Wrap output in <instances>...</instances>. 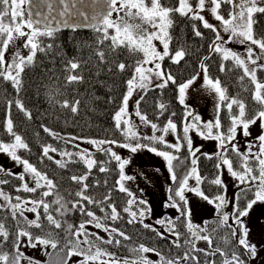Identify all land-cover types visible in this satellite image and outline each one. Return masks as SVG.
I'll list each match as a JSON object with an SVG mask.
<instances>
[{"label":"snow or ice","instance_id":"6c2138e0","mask_svg":"<svg viewBox=\"0 0 264 264\" xmlns=\"http://www.w3.org/2000/svg\"><path fill=\"white\" fill-rule=\"evenodd\" d=\"M177 2L178 6L171 7L162 4L161 0H150V4L146 3V0H103L105 10L97 16L90 15L88 9L99 4L100 0H41L46 8V13L37 11L35 14L32 11L34 0H0V79L11 82L17 93L23 87L22 74L25 69L36 66L37 53L47 54L52 50L53 45L42 43L40 38L53 37L61 25L78 27L76 24L69 23V19L73 15L84 21L98 19L101 26L96 27L95 30L102 35L97 40V45H103L105 41H110L106 48H97L93 53L96 57L95 63L92 64L94 76L98 77L102 72L114 76L115 73H123L126 70V64L117 58L119 56L118 49L123 48L130 54L139 53L142 56L131 66L132 76L125 81L126 92L122 97L121 106L113 116L114 127L122 132L126 142L121 143L115 139L84 141L93 145L96 151L104 153L107 157L106 160L97 161L91 150L80 149L79 145L75 146L78 149L75 153L60 150L51 144L42 145L40 163L47 159L59 169L70 172V164L82 163L84 165L83 173L71 172L68 176L72 184L78 185L75 190L61 191L60 177H50L47 171L38 169L35 164L18 154L20 150L30 152L31 149L24 137L14 131L10 115L12 101L8 102L9 114L6 118L5 133L11 139L8 142L0 140V153L7 155L15 165L21 166L22 171L15 173L11 169H4L3 166H0V173L21 182L15 188L16 192L39 193V195L28 198L20 195L12 196L0 187V213H7L5 216H0V264H22L24 260H28L29 264H39L34 258L26 256L21 251L22 247L35 249L38 246L49 258H51L52 252H56L59 247L57 255L64 254L61 256L60 264H69L73 256L81 258L77 264H181V261L200 264L199 256L194 253L202 254L206 258L205 264H217L216 256L220 257V264H250L251 261L258 258L260 249L249 240V229L245 226L243 217L248 216L249 210L257 202H264V81L257 75L258 72H264V63H262L264 61V35L257 34L255 30V25L258 23L256 15L264 14V0H195V6L190 0H177ZM26 4L28 8L23 7ZM117 5L119 6L117 7ZM223 5L229 6L227 16L221 12ZM205 10L209 12L212 19L219 22V26L205 18V15L202 14ZM26 12L27 17L25 16ZM113 12H123L124 16L113 20L111 19ZM173 13L193 22L199 21L200 26L213 33L209 51L219 55V71L226 73V71L240 69L238 83L241 92H248L251 87L252 103L258 106L251 111V114H249L248 104L239 92L232 96L228 95L227 87L222 85L219 77L213 78L208 74L209 66L205 61L211 58L210 55L204 56L200 61L198 65L200 71L178 85L172 72L162 68L165 58H169L171 63L179 65L188 55L180 40H177L178 47L175 51L170 49L173 37L169 29L174 23ZM36 15L39 18H35ZM54 21L55 27L53 26ZM149 28L152 30L149 31ZM109 29L112 30L111 35ZM192 30L194 36L203 39V33L196 23L192 24ZM222 33L227 34L228 38L225 39ZM22 38L23 43L20 47L27 49L28 54L23 55L19 48H15L10 58L6 60V53L10 46L15 45L16 41ZM154 41L160 42L162 51L157 49ZM233 42L244 46L243 53L226 46ZM227 62L231 63L226 68ZM90 63L92 62L69 60L66 66L68 75L64 78L63 86L84 82L83 70L88 69ZM77 69H81V71L77 72ZM201 75L203 87L216 97V115L213 120L204 121L199 114H194L185 103L187 90L201 79ZM153 78L159 83L153 85ZM50 79L58 80L59 78L55 73H52ZM245 80H247V84L244 83ZM169 83L177 85L178 102L185 109L179 128L172 119L176 115L175 112H172L166 124L160 127L157 123L149 121L147 115L142 114L139 110L148 91L154 88L162 90ZM60 87L61 85L55 87V94L50 95V100L62 109H68L73 114L78 113L80 99H73L71 102L67 99L63 101L55 99V96L61 94ZM137 90L141 95L135 101L134 114L139 117L142 123L150 125L153 130L151 136H141L130 122L129 100ZM15 103L25 118L31 120L32 113L25 108L24 104L19 100ZM157 107L159 115H163L167 110V105L163 102L159 103ZM221 111H225L227 114V127L221 122ZM258 121L261 134L256 137L255 143L248 141L245 145L246 150L241 152L238 144L234 142L237 135L251 136L250 128ZM41 127L53 139H64L50 128ZM156 132H159L160 135H156ZM170 132L174 134L175 143L166 140V136ZM192 133L202 139L218 141L217 151L202 153V146H194ZM75 139L83 138L71 137L65 142L71 143ZM141 141H148V143ZM257 144L258 150L254 152L253 148ZM157 145L161 147L158 148ZM112 146L127 149L131 154L148 150L166 161L170 180L177 187L175 190L171 186L167 189L168 197L165 207L175 208L179 215L176 220L162 217L155 223L165 226L167 234L174 237L170 241L174 247H184L182 255L168 258L158 249L140 244L128 249L133 253L132 259L121 260L116 257L115 253L101 247V245L113 244L120 246L121 238L124 241L131 240L124 230L106 223V221L116 222L123 219L121 212L128 214L127 224L139 223L144 229L156 233L159 239L166 238L165 232L144 222L151 213V207L146 200L138 198L125 186V181L135 180V176L125 173V167L130 163V159L122 157L113 150ZM182 150L187 151L191 168L181 179H178L174 161L183 163L177 155ZM229 151L239 158L237 168H234L232 159L227 155ZM197 153L203 155L205 159L216 158L218 160L215 166L218 175L210 183L221 191L214 198H210L200 188L204 178L199 174ZM56 156L61 158L56 159ZM112 161L116 162L118 169L115 190L127 196L126 205L122 210H118L113 201L112 189L99 198L89 194L90 187L100 188L102 183L104 186L108 183L107 180L101 182L94 178L90 186L88 180L92 176L93 168H97L100 173H107L110 171L107 165ZM225 168L236 180V187L239 188L235 201L232 202L233 212L231 214L223 211L230 203L226 196L227 185L222 179ZM26 176L28 179L25 178ZM190 179H195V187H189ZM8 183V179L0 178V186ZM186 191L195 192L205 201L214 205L217 219L214 221L211 231L208 229L209 221H205L203 227L191 222V213L187 207L188 201L185 196ZM248 192L253 193V198L248 199L245 206L241 208L239 204L241 196ZM90 206L98 209L102 215L98 216ZM133 206H135V210H133ZM25 213H32L34 217L29 219ZM72 214H79L87 219L78 224L70 223L67 217ZM9 216L15 228L13 232H10L6 226ZM230 217L231 223H229ZM181 218L185 220L187 232L183 245L181 244V233L176 230V221ZM90 225L107 233L109 238L104 239L98 233L89 232L88 226ZM32 229L39 231L34 233ZM220 229H226V231L224 235L217 237L215 233ZM60 231L64 236L62 245L58 239ZM10 235L12 237L11 254L3 251L4 245L9 242ZM214 239H219L220 243L213 246ZM201 240L207 243V248L197 247V243ZM233 240H235L234 246L232 245ZM49 248L52 252L48 251ZM149 253L155 254L159 259L151 260L147 255Z\"/></svg>","mask_w":264,"mask_h":264},{"label":"trees","instance_id":"16d2710c","mask_svg":"<svg viewBox=\"0 0 264 264\" xmlns=\"http://www.w3.org/2000/svg\"><path fill=\"white\" fill-rule=\"evenodd\" d=\"M167 6H178L177 0H170V4H167ZM224 7L227 8V5H224ZM225 8L222 9V11H225ZM172 19L174 23L169 29V32L173 37L170 49L175 51L178 47L177 40H180L183 43L188 55H186L185 59L182 60L179 65L173 64L169 58H165V60L162 62V68L165 71L172 72V74L176 77L178 85L200 71L198 67L200 61L204 56L210 55L211 58L208 61H205V63H207L209 66L208 74L213 78L219 77L222 85L227 87L228 95L232 96L239 92L242 98H244L248 104L249 114H251V111L258 107L252 103L251 87H249L248 92H241L238 83V76L241 74L240 69H233L230 72L226 71V73H221L219 71L220 57L218 54L210 53L209 51V44L213 38V33L210 30L204 29L202 26H200L199 21L193 22L186 17H182L175 13H173ZM256 19L258 23L255 25V30L257 34L264 35V14H257ZM193 23H196V25L200 27V30L203 33V39L194 36L192 30ZM109 34H112V30L110 29ZM101 35L102 34L97 32L95 29L91 32H83L79 30H61L55 32L51 38L41 37L40 40L42 43H50L53 45L52 50L47 54L39 52L37 53L35 58L37 62L36 66L32 68H26L25 72L22 74L23 87L21 88L20 92H16L11 82L0 79V140L8 142L11 139V137L5 133V124L6 118L9 114L8 102L12 101L10 115L11 119L13 120L14 131L24 137V139L29 143V147L31 149L30 152L20 150L18 154L28 159L31 163L35 164L38 169L47 171L50 177H60L61 191H71L78 188V185H74L70 182L68 176L71 174V172H75L76 174L83 173L85 171V167L82 163L70 164V172L68 170L59 169L54 163H52V161L47 159H45L43 163H40L39 158L41 155L42 145L51 144L60 150H67L75 153L78 151L75 146L77 144H83L85 143V140L89 139H115L121 143L126 142L122 132L118 131L114 127L113 116L121 106L122 97L126 92L125 81L132 76L131 66L137 59H141L142 56L139 53L130 54L126 49L123 48L118 49L119 56L117 58L126 64V70L123 73H115L114 69V76L106 72H102L98 77L94 76V68L92 67V64L95 63L96 57L93 55V53L97 48H106L110 43V41H105L103 45H97L96 42L101 38ZM72 59L91 61L92 63L89 64L88 69L83 70V75L85 77L84 82L63 86L64 78L66 75H68L66 70L67 62ZM230 63L231 62L226 63V68L230 65ZM76 71L80 72L81 69H77ZM52 73H55L59 79H50ZM257 75L262 81H264V72H258ZM244 83L247 84V80H245ZM57 85H61V94L55 96V99L60 101L67 99L69 102L73 101V99H80L81 103L78 113L73 114L68 109H62L52 100H50L49 97L50 95L55 94V87ZM177 85L169 83V85L162 90L154 88L153 90L148 91L144 101L140 104V112L142 114H146L149 121L157 123L160 127H163L166 124L170 114L175 112L176 115L173 116L172 119L175 123H177L179 128L185 109L178 102ZM17 100L22 102L25 108L32 113L31 120L26 119L24 114L18 110L15 103ZM161 102L167 105V110L163 115H159V110L157 107V105ZM233 111L235 112V108ZM220 119L222 124L227 127L228 119L225 111H221ZM41 126L50 128L64 139H53L48 133L43 131ZM148 126L150 127V125ZM155 134L160 135L159 132H156ZM170 134L171 132L166 136V140ZM143 136L147 135L144 134ZM71 137H80L83 139H75L72 140L71 143H66L65 141ZM141 142L148 143V141ZM157 147L159 148L161 146L157 145ZM80 149L85 148L80 147ZM89 150L93 152V155L97 161H104L107 159L104 153L96 151L95 149ZM177 155H179L180 159L183 161V163L174 161V165H176L177 177L178 179H181L183 175L190 170L191 164L186 150H182ZM197 155H199V174L204 178L200 188L210 198H214L221 191L217 186L210 183V181L218 175L217 169L215 167L218 163V160L216 158L211 160L205 159L200 153H197ZM227 155L232 159L234 168H237L239 165V158L236 157V155L231 151H229ZM60 158L61 157L56 156V159ZM107 167L110 169V171L107 173H100L97 168H93L92 176H90L88 180L89 185L91 186L94 178L100 180L101 182L107 180L108 183L106 186H104L102 183L100 188L94 189L90 187L89 194L95 195L97 198H99L109 189H112L113 201L116 203L118 210H122V208L126 205L127 196L126 194L115 190V183L118 178L117 164L115 161H112L107 165ZM0 178L9 180L8 184H4L0 187H2L5 192L11 194L12 196L20 195L22 197L28 198L39 195V193L30 194L25 192H16L15 188L21 183L19 180L13 179L10 176H4L2 173H0ZM135 181L136 179L129 182L132 183ZM127 185L128 184L125 181V186L128 187ZM170 186L173 188V190H175L177 187V185L173 183H171ZM195 186V179H190L189 187ZM131 191L133 192V189ZM189 192L190 191L185 192L186 197L189 195ZM251 198H253V193L248 192L243 194L239 201L240 207L243 208L247 200ZM49 199H51V197H49ZM90 207H92V210L96 211L98 216L102 215L98 209L93 206ZM133 210H135V206H133ZM250 212L251 209L249 210V214ZM25 214L29 217V219L34 217V214L32 213ZM5 215H7V213H0V216ZM121 215L123 219L116 222L106 221V223L113 227L124 230L126 234L131 237V240L124 241L121 238L120 246H116L114 244L101 245L102 248H106L109 252L115 253L117 258L121 260L124 258L132 259L133 253H131L128 249L140 244H144L150 248H156L161 252V254L168 258L182 255L183 251L185 250L184 247H174L170 243L174 237L168 235L165 231V228H160L161 226L157 225L156 223L155 225L152 224L150 220H147L148 217L144 220L145 223L151 224L161 232H165L166 238L159 239L156 236V233L149 231L148 229H144L139 223L132 225L127 224L126 221L129 219L128 214L121 212ZM244 218L245 217H243V219ZM67 219L70 223L78 224L80 221L87 218L80 216L79 214H72L71 216L67 217ZM216 219L217 216L208 220L209 231H211V229L214 227V221ZM190 220L194 225H200L202 227L204 226V223H194L192 215H190ZM229 223H231V217ZM6 226L9 228L10 232L15 231L10 216L6 221ZM176 230L181 233V244L183 245V241L187 237L184 218L176 221ZM32 231L37 233L39 230L32 229ZM88 231L92 233H98V235L104 239L109 238L107 233L100 229H96L91 225L88 226ZM225 231L226 229H220L215 233V235L217 237L222 236L224 235ZM11 239L12 237L10 235L9 242L5 244L3 248V251L9 252V254L12 252ZM58 239L61 241L62 245L64 241L62 231L58 233ZM218 243H220L219 239H214L213 246ZM232 245H235V240L232 241ZM197 247L207 248L208 245L205 241L201 240L197 243ZM221 247H223L222 244ZM28 249L29 255L31 254V251L35 252L38 250L39 253L34 255L33 258L35 261H38L39 264H60L61 256L64 255L63 253L57 255L59 252V247L56 252H52L51 248L48 249L49 252H52L51 258L46 256L41 251L39 246L35 249L22 247L21 251H23L26 255ZM194 254L199 256L200 264H205L206 258L202 254ZM147 255L153 261H157L159 259L155 254L149 253ZM80 259V257L73 256L69 261V264H77ZM215 259L217 264H220V257L216 256ZM25 262H28V260L22 261V264ZM181 264H192V262L181 261ZM250 264H264V254L258 256V258L254 261H251Z\"/></svg>","mask_w":264,"mask_h":264},{"label":"rangeland","instance_id":"374dc122","mask_svg":"<svg viewBox=\"0 0 264 264\" xmlns=\"http://www.w3.org/2000/svg\"><path fill=\"white\" fill-rule=\"evenodd\" d=\"M162 1L163 0H161V2ZM190 2L193 3V6H195V0H190ZM146 3L150 4V0H146ZM224 8L225 7L223 5L222 9ZM228 8L229 6L227 5L225 11H222L221 9V12L225 16H227ZM202 14L205 15L206 19H209V22L219 26V22L212 19L207 10H205ZM123 16V12L116 13L112 17V19L117 20ZM145 27L148 26L145 25ZM151 30L152 29L149 28V31ZM25 31H27V29H25ZM222 35H224L225 39L228 38L227 34L222 33ZM22 43L23 38L21 40H17L15 45L10 46L8 53H6V60L10 58L11 53L15 48H19L23 55L28 54L27 49L20 47ZM154 43L157 49L162 51V45L160 44V42L154 41ZM226 46L240 53H243L244 51V46L235 42ZM262 63H264V61H262ZM156 83H159V81L153 78V85ZM140 95L141 93L139 92V90H137L129 100L128 113L131 116L130 122L134 126L135 131H137L140 135L143 136L145 134L147 136H150L152 134L151 128L147 124L142 123L139 117L135 116L134 114L136 110L135 101L139 98ZM185 103L190 107L194 114H199L204 121L213 120L216 115V97L214 94L209 93V91H207L205 87H203L202 75L201 79L197 80L196 83L187 90ZM250 132L251 136L249 137H244L242 134H238L236 140L234 141L238 144L241 152H244L246 150L245 145L248 141H252L255 143L256 137L261 134L259 121L257 122V124L251 126ZM191 135L195 146H202V153H215L217 151L218 141L212 139H202L195 133H192ZM167 138L169 142L175 143L174 134L171 133ZM77 145L85 149H95L93 145H90L88 143ZM112 147L113 150L120 154L122 157H127L130 159V163L126 166L125 171L126 174L135 176L136 181L132 183L126 181V183L128 184L127 186L130 190L133 189V192H135L139 198L146 200L148 202V205L151 207V213L148 215L147 220H150V222L154 225L155 221L162 217H170L173 220H176V217L178 216L177 210L175 208L165 207V202L167 201L168 197L167 189L172 183L166 167V161H164L162 157H159L148 150H141L136 154H131L127 149L118 148L115 146ZM257 150L258 144L253 148L254 152ZM0 166H3L4 169H11V171L15 173H19L22 171L21 166L15 165V163L11 161L7 155L2 153H0ZM25 178L28 179L27 176ZM222 179L227 185L226 194L228 196V199L231 201V199L236 196V193L239 190V188L236 187L237 182L226 171V168L222 173ZM186 198L188 201L187 206L190 209V213L192 215L194 223L203 224L205 221H208L216 216V209L214 205L208 203L196 193L189 192V195ZM223 210L231 214L233 212V205H230L229 203ZM243 222L249 229V240L252 243L256 244L260 249L259 256L263 255L264 247L262 246H264V202H257L252 207L250 214L243 219ZM160 228H165V226H161ZM38 253V250H36L35 252L31 251V254L29 255L28 249L26 255L33 258L34 255ZM102 259L105 258L102 257ZM24 264H29V261L25 262Z\"/></svg>","mask_w":264,"mask_h":264},{"label":"water","instance_id":"95a60500","mask_svg":"<svg viewBox=\"0 0 264 264\" xmlns=\"http://www.w3.org/2000/svg\"><path fill=\"white\" fill-rule=\"evenodd\" d=\"M77 7H79V5H77ZM26 8H28V5ZM104 10H105V5L103 3V0H100V3L95 5L94 7L89 8L88 12L90 15L99 16ZM32 11L34 14L37 13V11H39L41 13H46V8L41 3V0H34V7H33ZM113 13H115V12H113ZM35 18H39V16L36 15ZM69 23L70 24H76V25H78V27L72 28V27H64L63 25H61L59 30H82L84 32H91L96 27L101 26L100 21L98 19L97 20L84 21L80 17L75 16V15H73L69 19ZM53 26L55 27V21L53 22Z\"/></svg>","mask_w":264,"mask_h":264},{"label":"flooded vegetation","instance_id":"af4514ba","mask_svg":"<svg viewBox=\"0 0 264 264\" xmlns=\"http://www.w3.org/2000/svg\"><path fill=\"white\" fill-rule=\"evenodd\" d=\"M112 18V17H111Z\"/></svg>","mask_w":264,"mask_h":264}]
</instances>
